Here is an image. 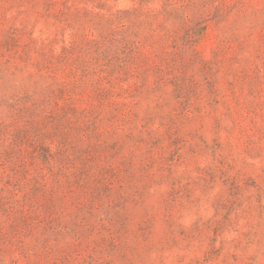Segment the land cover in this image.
<instances>
[{"label":"rangeland","instance_id":"374dc122","mask_svg":"<svg viewBox=\"0 0 264 264\" xmlns=\"http://www.w3.org/2000/svg\"><path fill=\"white\" fill-rule=\"evenodd\" d=\"M0 264H264V0H0Z\"/></svg>","mask_w":264,"mask_h":264}]
</instances>
